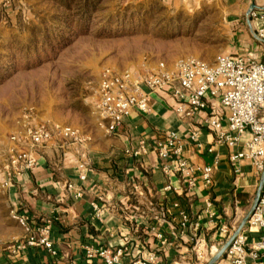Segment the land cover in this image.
Instances as JSON below:
<instances>
[{"label":"crops","instance_id":"obj_1","mask_svg":"<svg viewBox=\"0 0 264 264\" xmlns=\"http://www.w3.org/2000/svg\"><path fill=\"white\" fill-rule=\"evenodd\" d=\"M166 1L174 5L183 2ZM218 3L229 25L243 31L245 24L256 40L253 29L257 22L250 21L247 13L263 8L264 0ZM232 38L241 40L238 35ZM240 51L244 53L237 54H250L264 62V43ZM174 104L175 99L165 92L152 113L132 112L114 133L101 125L96 115L97 124L106 132L104 137L84 136L71 125L78 129V142L62 146L50 141L35 168L0 187V264H106L99 257L87 256L89 246L122 247L123 259L131 264L148 263L153 255L159 264H201L195 255L199 241L207 244L202 264L209 263L252 211L264 173L246 159L235 168L230 162L231 154L245 149L247 135L239 146L229 148L216 143L215 134L201 125L202 146L187 140L184 156L197 165H211L216 158L219 162L210 188L198 178L197 187L188 192L179 174L164 172L155 151L156 142L166 131L174 130L181 136L188 131L189 123L176 116ZM142 140L146 141V152L134 156ZM168 185L172 188L166 190ZM12 210L30 214L36 224L51 219L56 254L41 246L9 252L11 244L27 235L11 217ZM184 210L190 215L186 228L180 217ZM223 225L233 228L230 235L222 232ZM247 234L254 242L264 229ZM260 260L264 262L263 257ZM248 264H255V260L249 259Z\"/></svg>","mask_w":264,"mask_h":264},{"label":"rangeland","instance_id":"obj_2","mask_svg":"<svg viewBox=\"0 0 264 264\" xmlns=\"http://www.w3.org/2000/svg\"><path fill=\"white\" fill-rule=\"evenodd\" d=\"M221 7L218 0H0V142L48 122L104 137L95 112L102 71L138 76L256 47L246 25H229Z\"/></svg>","mask_w":264,"mask_h":264},{"label":"built area","instance_id":"obj_3","mask_svg":"<svg viewBox=\"0 0 264 264\" xmlns=\"http://www.w3.org/2000/svg\"><path fill=\"white\" fill-rule=\"evenodd\" d=\"M250 21L257 22L253 29L256 40L264 43V7L250 10ZM97 88L95 112L99 123L114 133L132 114L139 112L149 115L161 94L169 93L174 99L172 105L176 116L189 123L186 135L169 130L156 142L155 151L163 161L165 173L173 171L185 182L188 192L197 187L198 178L205 188L214 182V169L219 159L211 165L192 163L184 156L187 140L202 146L201 125L215 134L216 143L229 148L239 146L244 137L245 149L231 154L230 162L235 168L242 159L249 160L257 171L264 173V62L254 56L242 54H221L213 62L201 58H184L174 69H156L133 76L104 70ZM80 135L78 129L65 124L33 123L22 131L11 134L6 142H0V187H7L17 178L35 168L44 149L52 140L62 146L76 143ZM213 152V148L208 149ZM146 152V141L133 151L134 156ZM84 177V176H83ZM72 187V185H69ZM168 185L165 189H171ZM257 207L248 223L235 237L216 264H264V234L250 242L247 231L264 229V185ZM81 196V193L78 194ZM211 207V200L207 201ZM11 217L26 230V237L8 247L11 254L28 247L41 246L56 254L52 241V220L43 219L36 224L26 212L11 211ZM184 228L190 223V215L184 210L180 213ZM232 227L223 225L224 234H231ZM158 237L163 239L161 233ZM205 241L197 242L195 255L199 262L206 259ZM89 258L99 257L106 264H131L123 259L124 249L119 247L89 246ZM148 263L159 264L155 256ZM134 264V263H133Z\"/></svg>","mask_w":264,"mask_h":264},{"label":"water","instance_id":"obj_4","mask_svg":"<svg viewBox=\"0 0 264 264\" xmlns=\"http://www.w3.org/2000/svg\"><path fill=\"white\" fill-rule=\"evenodd\" d=\"M263 185H264V174H263V180L262 183L260 185V189L257 193V196L255 198V202H254V206L252 211L244 218V220L242 221L243 223L241 224V226L236 230V232L229 238L228 242L220 249V251L217 253V255L214 256V258L207 264H216L220 258H222V255L224 254V252L226 251V249L234 242L236 235L242 230L244 229V227L246 226V224L248 223V219L249 217L252 215L253 211L255 210V208L257 207V204L261 198V194L263 191Z\"/></svg>","mask_w":264,"mask_h":264}]
</instances>
